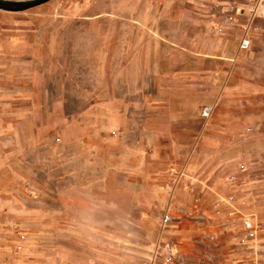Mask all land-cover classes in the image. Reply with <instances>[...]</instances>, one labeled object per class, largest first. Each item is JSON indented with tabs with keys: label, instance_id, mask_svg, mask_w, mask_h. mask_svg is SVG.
Returning a JSON list of instances; mask_svg holds the SVG:
<instances>
[{
	"label": "rangeland",
	"instance_id": "374dc122",
	"mask_svg": "<svg viewBox=\"0 0 264 264\" xmlns=\"http://www.w3.org/2000/svg\"><path fill=\"white\" fill-rule=\"evenodd\" d=\"M214 4L51 0L0 11V211L30 212L31 243L48 235L67 264H147L162 234L184 264H264V14L251 50L210 77L203 138L155 139L161 119L123 107L140 98L128 75L156 20L215 39ZM196 197L199 215L161 229L168 207L187 211ZM11 234L21 250L26 231Z\"/></svg>",
	"mask_w": 264,
	"mask_h": 264
},
{
	"label": "crops",
	"instance_id": "0c3cea01",
	"mask_svg": "<svg viewBox=\"0 0 264 264\" xmlns=\"http://www.w3.org/2000/svg\"><path fill=\"white\" fill-rule=\"evenodd\" d=\"M220 1L227 3L238 0ZM257 23L259 26L260 18ZM173 24H178V21L156 20L153 26L156 32L141 37V43L144 44L142 60L139 66H130L128 75V84L133 87L137 84L140 98L137 101L124 100L123 107L137 108L139 117L154 115L160 118V123L167 128L161 135H156L155 139L192 138L187 137V134L203 138L208 128L207 123H203L206 119L201 117L200 109L210 103V77L224 75L229 71L233 60L240 62L238 58L243 54L237 49L239 36L201 38L194 34L191 23L186 26L190 30L185 35H180L172 30ZM254 40L255 38L251 48ZM130 113L131 110L129 115ZM172 129L182 135L172 136ZM2 199L0 198V207L4 203ZM10 199L13 204L15 198ZM49 217L50 214L43 213V220ZM8 221L10 223L4 224ZM13 225L24 228L28 236L26 242H20L22 249L17 256L10 254L14 243L18 242L11 234ZM49 238L48 235L42 237L41 245L31 243L30 212L0 211V264H67L59 246Z\"/></svg>",
	"mask_w": 264,
	"mask_h": 264
},
{
	"label": "built area",
	"instance_id": "2783aa9c",
	"mask_svg": "<svg viewBox=\"0 0 264 264\" xmlns=\"http://www.w3.org/2000/svg\"><path fill=\"white\" fill-rule=\"evenodd\" d=\"M216 19L208 29V34L212 37H221L226 35H238V52H248L251 48L254 35L260 31L257 20L264 14V0H238L222 4H214L211 9ZM214 110L213 106H206L201 111V117L208 120ZM177 181L184 175V170L180 169L174 173ZM234 177L230 176L229 181H233ZM174 186H171V189ZM173 194V190L171 192ZM233 199H228L230 203ZM199 197L194 199L192 209L183 211L184 209L177 207H168L161 215L159 225L164 229L174 221L181 220L182 217L193 219L199 215L198 203ZM172 205V204H171ZM245 237L251 238L256 234V224L253 219L245 217L242 225ZM212 235L211 240H214ZM20 249L14 247L12 253L17 256ZM147 264H184L183 259L179 256L172 240L165 239L162 234L158 237L156 243L151 247Z\"/></svg>",
	"mask_w": 264,
	"mask_h": 264
},
{
	"label": "water",
	"instance_id": "95a60500",
	"mask_svg": "<svg viewBox=\"0 0 264 264\" xmlns=\"http://www.w3.org/2000/svg\"><path fill=\"white\" fill-rule=\"evenodd\" d=\"M51 0H0V10L17 13L45 4Z\"/></svg>",
	"mask_w": 264,
	"mask_h": 264
}]
</instances>
